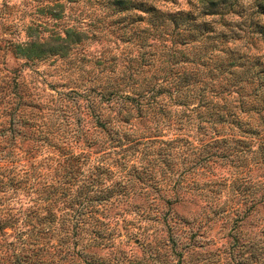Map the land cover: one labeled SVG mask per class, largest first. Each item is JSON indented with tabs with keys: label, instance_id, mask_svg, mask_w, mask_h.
I'll list each match as a JSON object with an SVG mask.
<instances>
[{
	"label": "rangeland",
	"instance_id": "obj_1",
	"mask_svg": "<svg viewBox=\"0 0 264 264\" xmlns=\"http://www.w3.org/2000/svg\"><path fill=\"white\" fill-rule=\"evenodd\" d=\"M132 2L0 0V264H264V0Z\"/></svg>",
	"mask_w": 264,
	"mask_h": 264
},
{
	"label": "trees",
	"instance_id": "obj_2",
	"mask_svg": "<svg viewBox=\"0 0 264 264\" xmlns=\"http://www.w3.org/2000/svg\"><path fill=\"white\" fill-rule=\"evenodd\" d=\"M197 1L199 2V5L202 8V11H201L202 13H205V14L218 13L217 5H219L220 0H197ZM112 4L117 7L123 8V9L129 8L130 6H134V3L132 2V0H112ZM189 16L190 14L188 12H184L183 15L179 12L169 17L170 23L172 24L173 28L182 29V32H186V34L182 33L183 35H180V36H185L187 41L188 40H198L204 31H210V29H205L206 28L205 26H203L202 28H198V25H199L198 23H194V22L192 23V21H188V20H192V18H190ZM62 39L63 41H66V42H77L80 40V33L77 31H73L71 28H66L64 32V37H62ZM30 51L31 49H29V52ZM29 55L30 54L28 52L25 54V56H29ZM233 63H234V60L230 61L228 64H233ZM201 121L203 122L204 129L208 128L209 130H211L210 133L215 134L216 132H218L214 128L215 123L224 122L225 119L207 118ZM212 139L215 140L214 138ZM70 200H71L70 202H72V199ZM76 211H77V208L71 209V216H70L71 220L74 218ZM6 215L7 216L2 221H0V229L2 227H10L12 226V224L13 226L14 224H16L17 217L14 219V216H12L11 214L6 213ZM32 217L35 219L36 223H32V219L29 218V219L22 220V224L23 225L31 224L33 226H36V224L39 225L42 223V218H44L45 216H37V214H32ZM75 222L76 220L73 221V225H75ZM20 226H21V223H20ZM21 232L25 233L26 231L22 230ZM20 240L23 241L22 238H20ZM66 251H68V249Z\"/></svg>",
	"mask_w": 264,
	"mask_h": 264
}]
</instances>
